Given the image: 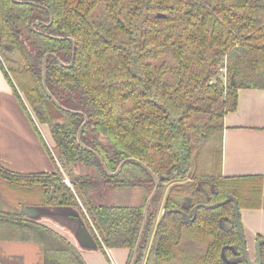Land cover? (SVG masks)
<instances>
[{"label": "trees", "instance_id": "1", "mask_svg": "<svg viewBox=\"0 0 264 264\" xmlns=\"http://www.w3.org/2000/svg\"><path fill=\"white\" fill-rule=\"evenodd\" d=\"M0 68L58 166H0V179L41 187L34 205L76 207L110 264L113 247L127 248L129 262L155 180L134 159L111 171L137 158L158 186L134 264H248L221 256L242 252L232 201L194 219L182 211L229 195L239 210L261 205L260 176L223 174L222 143L238 88L264 87V0H0ZM28 105L48 123L55 155ZM104 186L108 200L94 201ZM2 200L0 264H25L6 243L34 245V264H87L26 204Z\"/></svg>", "mask_w": 264, "mask_h": 264}, {"label": "crops", "instance_id": "2", "mask_svg": "<svg viewBox=\"0 0 264 264\" xmlns=\"http://www.w3.org/2000/svg\"><path fill=\"white\" fill-rule=\"evenodd\" d=\"M222 143V172L225 175H253L262 178V200L258 207L239 210L246 242L253 243L264 236V87L238 88L237 104L224 116ZM0 166L14 171L53 170L33 124L28 119L9 82L0 68ZM41 221L62 232L76 243L69 227L52 218L42 216ZM7 245H10L7 247ZM10 250L9 247H13ZM20 246V248H19ZM34 245L6 243L8 253H22L25 264H34L38 254ZM87 264H110L99 249L79 248ZM111 264H127L128 249H108Z\"/></svg>", "mask_w": 264, "mask_h": 264}, {"label": "water", "instance_id": "3", "mask_svg": "<svg viewBox=\"0 0 264 264\" xmlns=\"http://www.w3.org/2000/svg\"><path fill=\"white\" fill-rule=\"evenodd\" d=\"M73 54H74V50H73ZM73 54H72V56H73ZM44 74H45V67H43V82L45 85ZM231 83L232 84L234 83L233 78H231ZM53 99H54V101H56V99L54 97H53ZM38 107L40 108L39 104H38ZM79 132H80V130H78V135H79ZM127 159H134V160L140 162L142 165H144L152 173L154 180H155V185H154L153 189L151 190V192L149 193V195L146 199V202H145V205L143 208L142 223H141V226H140V229L138 232L136 242H135L133 250H132L130 260L127 263V264H134L135 259H136V255H137V251H138V246H139L141 236H142V233H143V230L145 227V223H146L148 206H149V203H150L153 195L155 194V192L157 190L158 177L151 171V169L144 162L140 161L137 158H133L131 156L126 157L123 160H121L119 165L117 166L116 171H118V169L121 167L122 163ZM228 201L233 202L232 209H233V213H234V217H235L236 228H237V231H238V234L240 237V241H241L242 257L249 264H261V245L264 244V236L257 238L255 240V242L253 243L254 258L250 259L249 252L247 249L246 238H245L242 223L240 220L238 202H237V199L234 195H229L226 198H224L223 200L213 202V203L199 202V203L193 205L188 212L181 210L183 218L185 220L194 219L196 212H197V209L199 207L212 208V207L219 206V205H221L225 202H228ZM22 209H23L24 214L28 218L41 221L42 216H47V217L52 218L54 221H56L60 224H63L66 227H69L70 230L72 231L74 237H75V240H76V243H74V244L76 245V247L78 249L79 248L99 249L93 234L91 233L90 229L88 228V226L84 222L80 212L78 211V209L76 207L69 206V205L26 204L23 206ZM230 247L232 248V245ZM221 256L228 263L235 262V260L226 258L223 251L221 253Z\"/></svg>", "mask_w": 264, "mask_h": 264}, {"label": "rangeland", "instance_id": "4", "mask_svg": "<svg viewBox=\"0 0 264 264\" xmlns=\"http://www.w3.org/2000/svg\"><path fill=\"white\" fill-rule=\"evenodd\" d=\"M28 107H29V110H30L32 116H35L33 106L28 105ZM35 121H36V125H37L39 131L41 132L44 140L46 141V144L48 145L49 149H51V151L53 152V155H55L54 151L52 149L53 139L50 136L48 125L46 123L39 122V120L37 118H35ZM49 157H50V155H49ZM50 159L52 161V167L51 168H53V170L56 171L58 168L57 162L51 157H50ZM43 171H48V170H43ZM108 193H109V189L106 186L102 187L97 193H95L94 201L105 202L106 200H108ZM0 195L6 200V201L2 200L3 202H5L9 205H14V206L17 205L18 207H20L21 204H27V203L35 204V203H39L40 201H42V189H41V187L36 186L34 188H21L19 186L17 187L15 185L9 183L5 179H0ZM251 244L252 243L247 242V249H248L250 257L254 258V253L252 251V245ZM8 246H10V245H7V247ZM19 248H20V246H19ZM9 249L14 250V246L9 247ZM5 256L6 255H5V253H3L2 245H1L0 257L2 259H4ZM109 259L111 260L110 257H109Z\"/></svg>", "mask_w": 264, "mask_h": 264}, {"label": "flooded vegetation", "instance_id": "5", "mask_svg": "<svg viewBox=\"0 0 264 264\" xmlns=\"http://www.w3.org/2000/svg\"><path fill=\"white\" fill-rule=\"evenodd\" d=\"M4 74V73H3ZM51 98H52V95H51ZM53 99V98H52ZM37 106H38V104H37ZM39 106H40V104H39ZM41 108V107H40ZM35 112V111H34ZM34 117V119L35 118H37V116L35 115V116H33ZM41 122V121H40ZM85 122H86V117H84V120H83V122L81 123V125H80V128L85 124ZM41 123H45V122H41ZM47 125H48V123H46ZM48 127H49V125H48ZM80 128H78V130H80ZM49 132H50V128H49ZM79 134H80V132H79ZM50 136H51V134H50ZM77 137H78V140H79V142L81 143V144H83L84 146H86L83 142H82V140L80 139V136L78 135V131H77ZM51 138H52V136H51ZM120 163V162H119ZM119 163H118V165H119ZM124 163V162H123ZM122 163V164H123ZM117 165V166H118ZM117 166H116V168H115V170H113V171H111V173H117L118 171H119V169L121 168H119L118 169V171H116V169H117ZM122 166V165H121ZM104 167H105V165H104ZM106 168V167H105ZM116 171V172H115ZM250 256V255H249ZM241 258H243L242 257V252H241V254L239 255V256H237V257H235V258H232V260H235V262L236 261H238V260H240ZM244 259V258H243ZM250 259H252V257H250ZM235 262H233V263H235ZM249 264V263H248Z\"/></svg>", "mask_w": 264, "mask_h": 264}, {"label": "built area", "instance_id": "6", "mask_svg": "<svg viewBox=\"0 0 264 264\" xmlns=\"http://www.w3.org/2000/svg\"><path fill=\"white\" fill-rule=\"evenodd\" d=\"M220 70H221L222 75L225 77L226 76L225 68L221 67Z\"/></svg>", "mask_w": 264, "mask_h": 264}]
</instances>
